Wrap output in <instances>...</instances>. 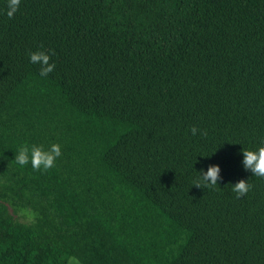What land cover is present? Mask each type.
Masks as SVG:
<instances>
[{
    "label": "trees",
    "instance_id": "1",
    "mask_svg": "<svg viewBox=\"0 0 264 264\" xmlns=\"http://www.w3.org/2000/svg\"><path fill=\"white\" fill-rule=\"evenodd\" d=\"M6 10L0 264H264V177L242 164L264 144V0ZM38 49L55 64L46 77L28 59ZM24 143L61 156L20 167ZM209 165L218 184L194 185ZM241 179L252 187L237 199Z\"/></svg>",
    "mask_w": 264,
    "mask_h": 264
},
{
    "label": "clouds",
    "instance_id": "2",
    "mask_svg": "<svg viewBox=\"0 0 264 264\" xmlns=\"http://www.w3.org/2000/svg\"><path fill=\"white\" fill-rule=\"evenodd\" d=\"M20 3L21 0H7L5 14L9 19L18 11ZM50 57V52L39 49L28 53L30 63L40 65L39 75L41 77H46L55 67L54 63H49ZM190 131L192 135H196L198 129L193 126ZM201 134H203L202 130ZM242 155L244 169L251 171L255 176L264 177V144L255 148V150L242 148ZM60 156L61 145L58 143H53L47 148L43 145L24 143L17 148L14 154V161L20 167L30 164L34 170L46 171L54 165L56 159ZM198 173L199 176L194 185L200 187V184L203 183L205 186H215L220 178V166L209 165L206 171L201 169ZM231 185V191L235 193L237 199L244 196L252 187L243 179ZM67 264H81V262L78 257L69 256L67 257Z\"/></svg>",
    "mask_w": 264,
    "mask_h": 264
},
{
    "label": "rangeland",
    "instance_id": "3",
    "mask_svg": "<svg viewBox=\"0 0 264 264\" xmlns=\"http://www.w3.org/2000/svg\"><path fill=\"white\" fill-rule=\"evenodd\" d=\"M27 221V220H26Z\"/></svg>",
    "mask_w": 264,
    "mask_h": 264
}]
</instances>
